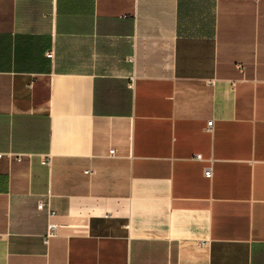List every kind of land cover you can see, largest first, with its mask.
<instances>
[{
  "label": "crops",
  "instance_id": "0c3cea01",
  "mask_svg": "<svg viewBox=\"0 0 264 264\" xmlns=\"http://www.w3.org/2000/svg\"><path fill=\"white\" fill-rule=\"evenodd\" d=\"M0 264H264V0H0Z\"/></svg>",
  "mask_w": 264,
  "mask_h": 264
},
{
  "label": "built area",
  "instance_id": "2783aa9c",
  "mask_svg": "<svg viewBox=\"0 0 264 264\" xmlns=\"http://www.w3.org/2000/svg\"><path fill=\"white\" fill-rule=\"evenodd\" d=\"M48 55L51 56L52 55V52H49ZM213 127H214V119H210L209 121H207L206 129L207 130H210V131H213ZM110 152L111 153H114V149H111ZM194 158L195 159H198V161L201 160V159H203L201 153L195 154ZM204 174L207 177H212L213 176V167H212V164H210L207 167H205ZM42 206H43V204L40 203V207H42ZM53 212L54 211H51V213H53ZM57 226L58 225L56 223H49V225H48V231H47V234H46L47 237H45V242L48 241V238L49 237H51L52 235H55L57 233Z\"/></svg>",
  "mask_w": 264,
  "mask_h": 264
}]
</instances>
